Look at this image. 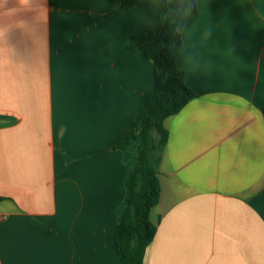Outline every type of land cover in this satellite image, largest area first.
<instances>
[{"label": "crops", "instance_id": "1", "mask_svg": "<svg viewBox=\"0 0 264 264\" xmlns=\"http://www.w3.org/2000/svg\"><path fill=\"white\" fill-rule=\"evenodd\" d=\"M173 47L197 95L164 122L143 264H264V0H196ZM0 0V264H122L115 236L154 92L132 36L160 0Z\"/></svg>", "mask_w": 264, "mask_h": 264}, {"label": "trees", "instance_id": "2", "mask_svg": "<svg viewBox=\"0 0 264 264\" xmlns=\"http://www.w3.org/2000/svg\"><path fill=\"white\" fill-rule=\"evenodd\" d=\"M140 1L121 0L118 10L128 11ZM197 13L196 0H181L179 4L176 0H160L158 29L132 36L128 43L130 51L142 53L152 62L155 89L146 99L135 126L124 131L112 147L127 150L132 141H141L115 236L122 264H143L146 250L157 233L150 214L162 193L159 166L169 140L164 122L197 97L186 83L185 72L177 65L173 47L183 44L184 27ZM261 64L264 68V50Z\"/></svg>", "mask_w": 264, "mask_h": 264}, {"label": "clouds", "instance_id": "3", "mask_svg": "<svg viewBox=\"0 0 264 264\" xmlns=\"http://www.w3.org/2000/svg\"><path fill=\"white\" fill-rule=\"evenodd\" d=\"M176 2L179 4V3H181V0H176ZM188 11H190V10H188Z\"/></svg>", "mask_w": 264, "mask_h": 264}]
</instances>
